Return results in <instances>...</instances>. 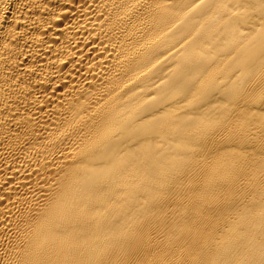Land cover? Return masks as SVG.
<instances>
[{
	"label": "bare ground",
	"instance_id": "obj_1",
	"mask_svg": "<svg viewBox=\"0 0 264 264\" xmlns=\"http://www.w3.org/2000/svg\"><path fill=\"white\" fill-rule=\"evenodd\" d=\"M0 264H264V0H0Z\"/></svg>",
	"mask_w": 264,
	"mask_h": 264
}]
</instances>
